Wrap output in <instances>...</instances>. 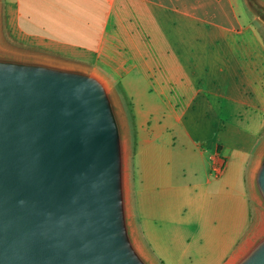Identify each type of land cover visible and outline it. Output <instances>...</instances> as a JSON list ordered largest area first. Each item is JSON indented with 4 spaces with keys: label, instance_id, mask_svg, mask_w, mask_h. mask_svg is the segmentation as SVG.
<instances>
[{
    "label": "crops",
    "instance_id": "obj_1",
    "mask_svg": "<svg viewBox=\"0 0 264 264\" xmlns=\"http://www.w3.org/2000/svg\"><path fill=\"white\" fill-rule=\"evenodd\" d=\"M243 2L247 27L235 0H0L2 49L95 71L117 94L123 83L132 101L153 103L136 107L145 119L134 135L127 126L134 227L159 264V217L187 212L184 200L215 225H249L220 264L252 230L250 170L264 146V27ZM181 116L189 122L175 129ZM152 117L159 119L151 126ZM135 145L149 155L138 168Z\"/></svg>",
    "mask_w": 264,
    "mask_h": 264
},
{
    "label": "water",
    "instance_id": "obj_2",
    "mask_svg": "<svg viewBox=\"0 0 264 264\" xmlns=\"http://www.w3.org/2000/svg\"><path fill=\"white\" fill-rule=\"evenodd\" d=\"M245 1L264 27V3ZM117 95L95 71L0 47V264H159L134 227ZM250 187L259 221L226 264H264V146Z\"/></svg>",
    "mask_w": 264,
    "mask_h": 264
},
{
    "label": "rangeland",
    "instance_id": "obj_3",
    "mask_svg": "<svg viewBox=\"0 0 264 264\" xmlns=\"http://www.w3.org/2000/svg\"><path fill=\"white\" fill-rule=\"evenodd\" d=\"M235 1V8L244 27L251 26L252 19L243 0ZM116 84V88L122 99L118 104L122 107L123 115H128V118L124 119L126 122H130V129L134 135L136 129H139V120L143 121L145 119L140 112L137 114L136 107L152 108L154 107L153 103L144 100L143 96L140 97L141 101H132L128 96L129 87L123 83ZM139 89L143 90V87H139ZM119 94L117 95L118 98ZM182 104H179L181 108ZM160 105L166 106V103H161ZM158 119L155 117L150 118V125H156L155 123ZM180 120L181 123L175 129H180L179 126H183L189 122L188 120L184 121L182 116ZM135 151H137L136 145ZM130 156L131 151L129 150V161ZM141 157L147 159L146 157H149V155L146 151H143V154H141L138 147L137 158L135 160L136 168L142 163L139 160ZM235 167L236 169L238 168V166ZM233 181L230 182L232 183ZM237 189L238 185H234L232 193L235 194ZM187 201L184 200V203H182L183 205L185 204L187 212H181V209H177L174 212L166 211L159 217L162 220L160 225L162 230L156 229L158 234L157 237L153 238V242L157 248V251L153 252L155 257L161 264H185L188 258L193 260L194 264H220L230 254V251L233 250V246L239 242L241 234L249 225L247 226L246 223L243 224L241 222L240 224L238 223L239 228L237 225L235 229H226L221 224L215 225L216 219L214 217L212 219H210L212 216L207 218L204 215L205 213L200 211L197 206L192 203V207L186 205ZM258 221L259 216L255 214L252 229L257 225Z\"/></svg>",
    "mask_w": 264,
    "mask_h": 264
}]
</instances>
